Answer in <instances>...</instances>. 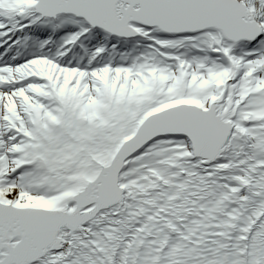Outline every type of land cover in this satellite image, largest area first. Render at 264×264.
Here are the masks:
<instances>
[{"label":"snow or ice","instance_id":"snow-or-ice-1","mask_svg":"<svg viewBox=\"0 0 264 264\" xmlns=\"http://www.w3.org/2000/svg\"><path fill=\"white\" fill-rule=\"evenodd\" d=\"M0 264H264V0H0Z\"/></svg>","mask_w":264,"mask_h":264}]
</instances>
